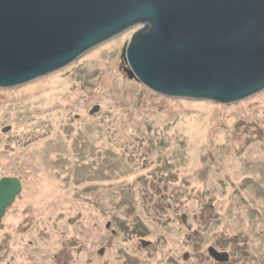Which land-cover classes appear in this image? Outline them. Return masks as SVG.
Listing matches in <instances>:
<instances>
[{
	"label": "rangeland",
	"instance_id": "obj_1",
	"mask_svg": "<svg viewBox=\"0 0 264 264\" xmlns=\"http://www.w3.org/2000/svg\"><path fill=\"white\" fill-rule=\"evenodd\" d=\"M142 28L0 88V180L22 183L0 264H218L210 248L264 264V90L233 103L151 90L123 56Z\"/></svg>",
	"mask_w": 264,
	"mask_h": 264
},
{
	"label": "water",
	"instance_id": "obj_2",
	"mask_svg": "<svg viewBox=\"0 0 264 264\" xmlns=\"http://www.w3.org/2000/svg\"><path fill=\"white\" fill-rule=\"evenodd\" d=\"M137 26L126 73L151 90L217 103L264 90V0H0V88L61 70ZM21 192L19 179L0 180V219Z\"/></svg>",
	"mask_w": 264,
	"mask_h": 264
},
{
	"label": "bare ground",
	"instance_id": "obj_3",
	"mask_svg": "<svg viewBox=\"0 0 264 264\" xmlns=\"http://www.w3.org/2000/svg\"><path fill=\"white\" fill-rule=\"evenodd\" d=\"M54 81V80H53ZM37 88L38 87H30V88H26V89H24V90H22V91H19L18 93H17V95H24V96H27L28 94H30V93H35V91L37 90ZM33 99V98H32ZM33 104H36V101H34L33 102ZM9 208H7V210H8ZM6 210V211H7Z\"/></svg>",
	"mask_w": 264,
	"mask_h": 264
},
{
	"label": "flooded vegetation",
	"instance_id": "obj_4",
	"mask_svg": "<svg viewBox=\"0 0 264 264\" xmlns=\"http://www.w3.org/2000/svg\"><path fill=\"white\" fill-rule=\"evenodd\" d=\"M211 249V248H210ZM210 249H209V255L212 257V255L210 254ZM213 258V257H212ZM213 261L215 262V263H218V264H227V263H229V261H230V258H228V259H215V258H213Z\"/></svg>",
	"mask_w": 264,
	"mask_h": 264
}]
</instances>
